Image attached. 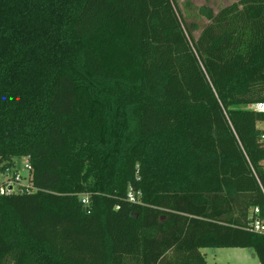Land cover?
<instances>
[{
  "label": "trees",
  "instance_id": "16d2710c",
  "mask_svg": "<svg viewBox=\"0 0 264 264\" xmlns=\"http://www.w3.org/2000/svg\"><path fill=\"white\" fill-rule=\"evenodd\" d=\"M190 5L0 0V264H264V0Z\"/></svg>",
  "mask_w": 264,
  "mask_h": 264
},
{
  "label": "rangeland",
  "instance_id": "374dc122",
  "mask_svg": "<svg viewBox=\"0 0 264 264\" xmlns=\"http://www.w3.org/2000/svg\"><path fill=\"white\" fill-rule=\"evenodd\" d=\"M193 11L202 5H210L213 8H220L226 4L237 0H190ZM180 7L184 10L186 0H178ZM198 32L196 33V35ZM26 159H17L15 168L10 171L9 176L14 173L22 178L21 183L25 184L28 178V170L25 168ZM6 175H0V182L6 179ZM205 256L208 264H259L257 257H255L250 249L247 248H205L201 250Z\"/></svg>",
  "mask_w": 264,
  "mask_h": 264
},
{
  "label": "built area",
  "instance_id": "2783aa9c",
  "mask_svg": "<svg viewBox=\"0 0 264 264\" xmlns=\"http://www.w3.org/2000/svg\"><path fill=\"white\" fill-rule=\"evenodd\" d=\"M250 108L255 110V111H257V112L264 113V101L252 104V105H250ZM261 141L264 142V132H263V134L261 136ZM25 168L27 170L31 169L28 160H26V162H25ZM9 173H10V171L6 173V177L7 178L5 179V181L7 182V186L6 187H2V189H1L2 192H5V191L11 192L12 190L15 189L13 187L16 184L19 185L20 182H21L22 178L18 175V173H14L13 176H11V177L9 176ZM131 199L133 200L134 198L131 197ZM83 203L84 204L87 203L86 199L83 200ZM255 212L257 213L258 210L256 209ZM252 226H253L254 231H256V232H263L264 231V225L261 224V222L258 219L252 223Z\"/></svg>",
  "mask_w": 264,
  "mask_h": 264
}]
</instances>
